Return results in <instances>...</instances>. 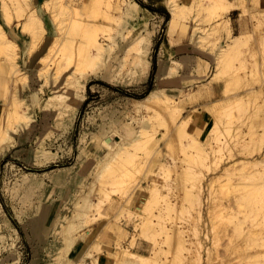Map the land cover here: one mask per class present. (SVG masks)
Masks as SVG:
<instances>
[{"label": "bare ground", "instance_id": "1", "mask_svg": "<svg viewBox=\"0 0 264 264\" xmlns=\"http://www.w3.org/2000/svg\"><path fill=\"white\" fill-rule=\"evenodd\" d=\"M155 2L166 5L171 14L162 41L163 57L156 71V86L143 96H126L128 102L124 116L127 119L121 118L115 109L110 111L107 106L101 108L98 116L89 114L88 119L96 121L100 117L101 121L97 120L99 125L95 129L82 132L76 162L46 172L27 171L16 179L14 185L8 186L12 196L19 197L24 204L38 194L36 209L28 222L32 226L33 237L45 241L53 233L61 241L56 246V252L48 250L49 258H46L42 246H38L30 264H158L159 261L191 264L186 252L195 260L204 258L211 261L215 257L211 246L207 247V256H204L201 252L203 242L198 240L194 248V243L189 244L190 238H186L189 229L199 235L196 223L204 216L201 205H198L204 187L197 182V173L189 162L197 158L208 160L211 152L215 154L219 150L213 139H217L223 131V114L228 111L225 109L228 103L235 102L244 111L256 98L264 97V77L255 80L260 83L259 86L243 88L255 82L248 77L247 66L240 69V74L228 79L226 86H223L224 82H218L220 74L233 64L234 57L249 49L252 42V53L258 54L252 71L264 76V6L261 0ZM42 7L52 19L53 26L50 28L42 14ZM234 10L240 11L241 28L238 33L234 32L231 20ZM153 16L154 13L137 0H42L40 6L32 0H0V165L14 148L27 162L43 164L56 158L58 152L48 148L47 143L55 132L63 134L73 127L87 97V84L93 77L126 85L145 81L152 68L150 54L157 30L155 25L150 26ZM245 16L255 20L254 32L246 30ZM132 18L137 22L134 23ZM14 26H20L28 36L25 48L17 41L19 35ZM176 35L181 40L176 49L196 44L200 48V56L204 58L194 65L186 55L181 58L173 56L175 50L172 43ZM22 54L31 67L35 66L34 59L37 57L39 87L32 84L30 69L22 66ZM210 63L219 69L216 75L211 76L213 73L207 72L205 67ZM194 82H200L198 89L193 88ZM235 83L238 87L232 88ZM47 88L50 91L46 94ZM232 89L234 92L230 93ZM206 94L220 97L204 103L207 110L203 111L195 131L191 130L189 123L194 109L190 108L185 114L184 108ZM258 105L246 116L249 119L245 118L249 131L242 130L238 134L243 138L241 146L255 153L249 162L258 168L250 172L241 169L237 172L240 179L236 183L221 181L218 184L214 176L206 186L207 189L210 186L209 199L217 184L221 190L234 184L240 192L241 202L257 206L254 219L264 232V199L257 198L258 190L264 187V181H259V178L264 180V149L261 150L263 142L258 141L264 139V131L258 133L252 130L255 124L264 126V109L261 103ZM146 109H151V112L145 114ZM215 109L221 113L211 128L212 136L200 140L195 132L209 122L210 113L213 114ZM39 111L43 122L34 135ZM154 117L158 124L151 122ZM135 122H138V127ZM159 126H164L166 130L158 132ZM150 127L154 132L149 131ZM111 132L120 138L114 141ZM155 133L159 136L154 140ZM247 134L250 138L246 137ZM32 138L34 143L28 146ZM161 139H165L168 154L174 159L172 163L164 159L165 153L159 144ZM18 145L22 148L18 149ZM102 150L105 152L101 153ZM177 150L185 153L184 158L177 155ZM93 153L97 156L92 162L89 158L94 156ZM146 159H149L150 172L160 167L167 176L175 174L179 182L183 180L184 193L183 196L179 194L182 203L174 201L175 198L170 195L172 191L165 192L147 174H137L144 168ZM183 161L188 164H180ZM214 162L217 163L218 159ZM203 163L209 168L210 164ZM77 170L75 177L72 173ZM228 170L225 166L221 175L231 177ZM88 173L94 177L91 181L87 180ZM245 177L252 178V181H244ZM69 185L75 191L80 188V193L73 199L76 209L72 214L53 211L56 197ZM86 185H90L88 192L84 191ZM138 189L148 195L141 200V212L134 213L131 206ZM112 190H117L119 196L114 197ZM95 191L98 192L97 202L92 199ZM105 203L111 210L109 212L114 214L105 221L104 228L90 235L91 223L99 217L97 213L103 214L101 207ZM207 204V210L211 211L208 201ZM123 212L134 215V227L147 237L149 242L145 244L150 247L149 252L141 250L146 239L140 241L136 232L131 233L119 220ZM182 215L188 218L191 228L185 229L178 224ZM4 221L9 232L0 226V264H19L20 254L14 236L18 234V229L8 216ZM105 227L115 232L116 250L108 248L103 251L100 236ZM237 229L241 230L242 225L237 224ZM126 238L127 245L122 242ZM81 241L88 245L83 248ZM164 243L168 248L163 247ZM162 252H172L170 255L173 256L161 261ZM248 259L250 264H264V250L249 254Z\"/></svg>", "mask_w": 264, "mask_h": 264}, {"label": "rangeland", "instance_id": "2", "mask_svg": "<svg viewBox=\"0 0 264 264\" xmlns=\"http://www.w3.org/2000/svg\"><path fill=\"white\" fill-rule=\"evenodd\" d=\"M32 1L35 3V0H32ZM137 1L141 3L142 5H145L148 8H150L154 13L150 26L153 27L155 25L157 27V30L154 34V43L152 46L150 58L151 60H153V64H154V60L156 61V67H157V62H158V59L161 53V44L166 34L167 20L171 16V14L169 10L167 9L166 5L156 3L155 1L157 0H137ZM261 4L264 6V0H261ZM41 11L47 23L49 24V28H50V26H53V23H52V19L49 13L46 12L43 7L41 8ZM45 12H46V15H45ZM239 12H240L239 10H234L231 12V17L233 19V25H234V32L236 33H238L241 28ZM132 20L134 23L137 22L134 18H132ZM244 22L247 26L246 30L254 32L253 25H254L255 20H253L249 16H245ZM20 28H21L20 26H14L15 31L19 35L18 37H16V39L20 43L21 47L25 48L26 42L28 40V36L26 35V33L22 32ZM8 29L12 30L10 29V27H8ZM179 43H181L180 37L179 35H176L172 43V46L174 47V50H175L174 54H172L173 56L177 58H181L183 55H187L191 59L190 62H192L194 65H196L194 62L195 60H197L198 57H200V59L204 58L200 56L201 55L200 50H199L200 48H198L196 44H192L187 48L176 49ZM253 47H254V44L252 42L249 49H245L243 52L239 53L236 57H234L233 64L229 65L226 68L227 70L225 69V71L222 74H220L221 79H225L226 77L228 78L226 80L219 79L218 82H221V83L224 82L223 86H226L228 79L235 77V75L237 74H240V69L246 66H247L246 69L248 71L247 75L249 78H252V82H254L256 79L257 80L262 79L264 76H260L259 74L253 73L252 71V68H254V60L255 58L258 57L257 53L256 55L252 53ZM36 60H37V57L34 59L35 66L31 67L30 65H28L29 63L26 60L24 54H22V56L20 57V62L22 66L30 69V72L32 75V84L35 87H39L40 81L38 82V79L36 76V71H37L36 68L38 65ZM205 68L209 74L213 73L211 76H213L214 74L216 75V73L219 71V69H217L213 63H210L208 66L206 65ZM155 69H154L153 74L151 72L152 78L150 75L143 82L127 84V85L122 84V83L108 82L100 78L93 77L87 84V89H86L87 97H86L84 104L80 108V111L78 113L77 119L73 127H71L69 130H67L63 134H59L58 132H55V134L52 135V139L49 140V142L47 143L48 148L52 149L55 152H58V156L56 158L48 159L43 164H38L36 161L27 162L24 159H22V157H20L19 154L16 152L17 148H14L11 151H9L6 158L3 159L0 165V224H1L0 226H3V230L5 232H9V230L5 227L6 224L4 221L5 216H8L12 220L15 227L18 229L19 236L17 233H15L14 236L16 237V245H17V249L20 254L19 264H30V261L33 258L38 246H42L44 253L46 255V258H49L48 250H52L53 252H56V249H57L56 246L60 244L61 241H60V238L56 239V236L53 233H51L45 241H41L33 237V231L31 230L32 226L28 222L30 220V217L33 216L34 214V209H36V203H38V194L33 195L31 200L24 204V202L19 197L12 196L13 194L12 192L9 191L8 186L14 185L16 179L18 177H21V175L27 171L34 170L38 172H46L54 168H58V167L65 166V165L76 162L77 156L79 153L80 137H81L82 132L85 130L90 131V130L95 129L99 125L98 122L101 121L100 117H98L96 121H93L92 119L90 120L88 119V115L95 114L98 116V113L101 110V108H103L104 106H107L110 111L111 109H115L116 113L120 117L122 116L121 118L125 119L126 117L124 115H126V112L124 111V109L128 102L126 96L140 97L146 94L151 88L155 87L156 86ZM152 71H153V66H152ZM259 84L260 83L258 81H255L254 83H252V85L249 83L247 86L243 88L246 89L248 87H253V86L257 87L259 86ZM199 85H200V82H194L193 88L198 89ZM234 86L238 87L237 83L233 84L232 88H235ZM232 90H230V93L234 92V90L233 91ZM49 91L50 89L47 88L46 94L49 93ZM183 97L184 96H182V98ZM218 97L220 96L219 95L209 96L206 94L200 99L196 100L194 104L186 105V107L184 108L185 114L188 113L190 108L194 109V112L190 118V123H189L191 130L195 131L196 124L200 123V121L202 120L201 118H202L203 111L207 110L206 109L207 106H203L204 103L213 101V99H219ZM228 101H230V98ZM260 103L264 109V97L263 96L256 98L254 102L250 103L247 109L244 111L238 108L235 102L228 103L227 106L225 107V109L228 111L226 112V114H223V118H224L223 131L219 134V137H218L219 139L218 138L213 139L214 145H218L215 147L219 150H217L215 154L214 152H211L208 160H203V161H206L208 164H210L209 168L206 165V163H203V161L198 158L196 160L189 162L192 165V169L195 170L197 173V182L201 183V185H203L204 187V190L200 194V199H198V203H199L198 205H201L204 211L203 212L204 216L201 217L196 223L198 230H199V235L196 236L194 233H191L193 229L192 230L189 229V232L190 231L191 232L190 233L187 232L186 238H190L188 239L190 240L189 244L194 243L195 245L194 248H196V242L198 240H201L203 242V247L201 248V252L204 256H207V247L211 246V251L213 253V256H215L214 257L215 259L213 258L211 261H208L207 259L204 260V258L200 260L199 259L195 260L194 258H192L190 253L188 254V252H186V255L187 256L189 255L188 258L190 257L191 264H250L249 259H248L249 254L255 253V252H261L264 250V242H263L264 232L256 224V221L254 219L255 215L257 214V209H256L257 206L249 205L246 202H241V200H239L240 192L236 190V188L234 187V184L231 187H228L224 190H221L218 187V184L221 181L222 182L232 181V183H236L240 179L239 174L237 172H240L241 169L245 168L244 169L245 172H250L258 168V166L253 165L249 162L253 154L255 155V153H251L247 151V149L245 150L246 148L245 146H241L240 142L241 140H243V138H240L238 134L242 130L249 131V128L247 126V120L249 118L248 117L246 118V116H249L251 111L253 112L255 109H257L259 106L258 104ZM150 112H151V109L150 110L146 109L145 114L146 113L149 114ZM132 113H135V112H132ZM220 113L221 112L219 111V109L218 110L215 109L213 114L210 113L211 116L209 118V122L207 124H204L201 130H199L198 132H195V135H197L200 140L207 138L209 135L212 136L210 134L211 128L213 127L215 123L216 117H218ZM37 115H38L39 121L36 126L37 132L35 131L36 133L34 135H36L39 132L42 126V122H43L40 111L38 112ZM154 118L152 119L151 122L154 121L155 122V123L153 122L154 124H158L157 118L155 119ZM137 123L138 122H135V126L138 127L139 124ZM150 128H149V131H151V133L154 132V129L152 127ZM159 130H166V129L164 126H159L158 132ZM252 130L258 131V133L263 132L264 126L255 124L252 127ZM155 134L156 135L154 136L156 137H154V140L155 138L157 139L159 136V133H155ZM111 136L114 141L120 138L119 135H117L116 133H112V132H111ZM246 137L250 138L249 134H247ZM33 138H35V136ZM33 138L28 143V146L34 143ZM161 140L162 141H160L159 144H160V147H162L163 152L165 153L164 159L168 161V163H172L174 159L172 158L170 154H168V147L166 146V143L164 141L165 139H161ZM183 140H184L183 142L186 143V139L183 138ZM258 141L263 142V145H262L263 147H261L262 148L261 150H263L264 149V139L263 140L258 139ZM17 147L18 149L22 148L21 145H18ZM178 150H177V153H178L177 155L184 158L185 153L182 150L181 151H178ZM102 152L104 153L105 150L104 151L102 150L101 153ZM93 154L94 156H91L89 158V160L92 162L94 159H96V156H97L95 153ZM216 158L218 159L217 163L214 162ZM149 159H146L144 168L141 169V171L139 170V173L137 174L140 176H144L147 174V176L151 178V180H154L156 183L161 185V188H163L165 192H169V189H170V192L172 191L170 195H172V199L175 198L174 201H176L177 203H182V198L179 196L181 195V193H182L181 196H183V193H184L183 180L179 182L175 174L171 175L170 177L167 176L165 171L162 168L160 169V167H155V169L153 170L155 172L153 171L150 172L148 170L149 169V166H148ZM181 163L185 165L188 164V162L186 161L180 162V164ZM225 166L229 168L228 173H231L232 175L231 177H228V175H221V171H223V168ZM78 170L73 172L72 175L76 177L78 174ZM87 176H88L87 180L94 179L92 174L88 173ZM214 176L217 179L215 183H218V182L219 183L215 186L214 188L215 190L212 192L211 197L208 199L207 196L209 195L210 186H209V189H207L208 185L206 186V184ZM243 180L252 181V178L245 177ZM259 181H264V180L259 178ZM87 184H90V183L88 182ZM86 186L87 187H85L86 189L84 188V191L86 192L90 191V185H86ZM107 186L111 187V184H107ZM173 188H174V191H173ZM79 193H80V188L79 189L77 188L75 191L74 187L69 185L61 195L56 197V200L52 204L53 211L59 210L61 213L68 212L72 214L74 209H76L75 204H74V200H75L74 197L77 196ZM173 193L176 197L173 195ZM112 195L114 197H118L119 196L118 191L112 190ZM146 195H148L146 191H143L142 189H138V192L136 193V195L133 196L134 202H132L131 209L134 213L141 212V207H142L141 200ZM97 196H98V192L95 191V194L92 195L93 201L95 202L98 201ZM257 198L264 199V187H260V189L258 190ZM31 201L32 203H34L35 208L34 206H32ZM207 201L210 204L211 211H209V209L207 210L208 208ZM101 211L103 212V214L101 215L97 213L98 211L95 212L98 214L97 216L99 217L97 218L98 220L97 219L93 220L95 221L94 223L92 221L91 223L92 231H90L89 233L90 235L97 234L100 229L104 228L105 221L111 218L112 215L114 214V213L111 214L110 213L111 210L107 209L106 203L103 205V207H101ZM18 213L21 214L22 219L20 218V215ZM133 216H134L133 214H131L130 216V214L128 213L125 214L123 212L119 215V220L123 223V225H125L130 230L131 233L136 232L135 234L138 235L137 238L140 241L143 242V240L146 239L144 241V245L140 244V245H143L141 246L142 248L141 250L144 252H149L150 247L147 248V245H146L148 244L149 241L146 236L141 235L139 231L135 229L133 218H132ZM177 222L179 225H182V228L184 227L185 229H188L191 226V224L188 221V218L185 217V215L179 216V219ZM237 224L242 225L241 230L237 229ZM11 232L14 234V231H11ZM111 234L114 236H112ZM100 237H101L102 247L104 248V250L103 249L102 250L104 252L107 251L106 249L108 248L116 250L115 232L112 229L105 227L104 232L102 233V236ZM81 242H82L81 244L83 248L84 246L88 245V243L85 241H81ZM122 242L125 245H127L128 239L127 238L123 239ZM163 245H164L163 247L168 248L167 244L164 243ZM7 253L8 252H6V254ZM170 254L169 253L166 254L165 252H162L161 261L167 258L169 259L172 258L173 254L172 256ZM159 262L158 264H166V263H159Z\"/></svg>", "mask_w": 264, "mask_h": 264}, {"label": "crops", "instance_id": "3", "mask_svg": "<svg viewBox=\"0 0 264 264\" xmlns=\"http://www.w3.org/2000/svg\"><path fill=\"white\" fill-rule=\"evenodd\" d=\"M35 1H37V4H38V6H40V2L42 1V0H35ZM143 6H145V5H143ZM146 8H148L147 6H145ZM149 10H151L150 8H148ZM152 11V10H151ZM153 12V11H152ZM45 15H46V12H45ZM231 20H232V24H233V19H232V17H231ZM233 27H234V25H233ZM172 50V48H170V51ZM174 54V53H173ZM152 57V56H151ZM163 57V53H162V44H161V53H160V57H159V59H158V62H157V67H156V69H155V76H156V71H157V69H158V65H159V61H160V58H162ZM186 57H187V60H189V61H191V59L186 55ZM199 61H201V59L198 57L197 58V60H195V64H197ZM152 65H153V60H152ZM151 70H152V68H151ZM150 74H151V72H150ZM150 76V75H149ZM156 79V78H155Z\"/></svg>", "mask_w": 264, "mask_h": 264}, {"label": "trees", "instance_id": "4", "mask_svg": "<svg viewBox=\"0 0 264 264\" xmlns=\"http://www.w3.org/2000/svg\"><path fill=\"white\" fill-rule=\"evenodd\" d=\"M152 66H153V71L151 70V72H152V74H153L154 69H155V67H156V61H155V60H154V64H153ZM152 74H150V75H151V78H152Z\"/></svg>", "mask_w": 264, "mask_h": 264}]
</instances>
